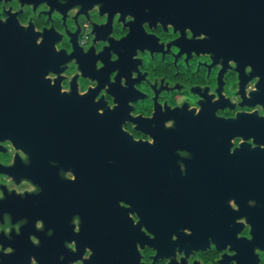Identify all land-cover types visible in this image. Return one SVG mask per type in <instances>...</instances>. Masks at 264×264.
Masks as SVG:
<instances>
[{
    "label": "flooded vegetation",
    "instance_id": "obj_1",
    "mask_svg": "<svg viewBox=\"0 0 264 264\" xmlns=\"http://www.w3.org/2000/svg\"><path fill=\"white\" fill-rule=\"evenodd\" d=\"M178 1L0 0V264H264V0Z\"/></svg>",
    "mask_w": 264,
    "mask_h": 264
},
{
    "label": "water",
    "instance_id": "obj_2",
    "mask_svg": "<svg viewBox=\"0 0 264 264\" xmlns=\"http://www.w3.org/2000/svg\"><path fill=\"white\" fill-rule=\"evenodd\" d=\"M174 4L181 3L178 0H174ZM255 10V9H254ZM238 15V30L240 31L242 37H245V31L246 27L243 25L247 21V16L250 14V9L248 7V3L246 1H243L239 3V6L237 8V11L235 12ZM255 14L259 15L258 18H254V21H260L261 20V12H255ZM254 31H258V38L255 36L253 40L251 41V45L254 48V52L257 53V55L262 54V39L261 35L259 33L260 28H257V26L254 27ZM57 101H61V104H92L90 100H87L85 97L82 96H66L64 94H59L57 91H49V93H46V104H57Z\"/></svg>",
    "mask_w": 264,
    "mask_h": 264
}]
</instances>
